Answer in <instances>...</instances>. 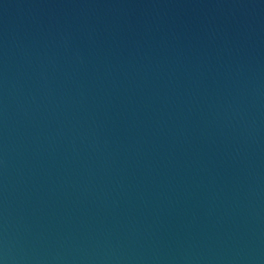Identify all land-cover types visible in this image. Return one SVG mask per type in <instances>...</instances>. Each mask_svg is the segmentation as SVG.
<instances>
[{"label":"water","instance_id":"water-1","mask_svg":"<svg viewBox=\"0 0 264 264\" xmlns=\"http://www.w3.org/2000/svg\"><path fill=\"white\" fill-rule=\"evenodd\" d=\"M0 264H264V0H0Z\"/></svg>","mask_w":264,"mask_h":264}]
</instances>
